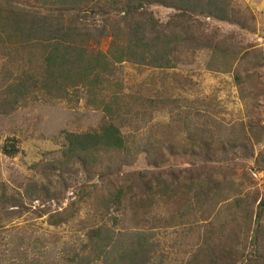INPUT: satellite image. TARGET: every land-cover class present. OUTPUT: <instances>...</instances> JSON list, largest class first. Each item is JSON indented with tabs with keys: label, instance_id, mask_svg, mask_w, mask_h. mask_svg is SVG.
Segmentation results:
<instances>
[{
	"label": "rangeland",
	"instance_id": "374dc122",
	"mask_svg": "<svg viewBox=\"0 0 264 264\" xmlns=\"http://www.w3.org/2000/svg\"><path fill=\"white\" fill-rule=\"evenodd\" d=\"M234 1L248 16L249 29L209 19L200 22L208 29L206 34L214 33L234 45L240 57L247 56L244 68L253 70L245 74L255 94L243 101L233 74L207 70L205 54L174 70L118 65L114 90L136 105L133 116L119 114L115 120L130 144L126 158L99 152L94 155L96 163L69 165L60 172L63 133L97 131L108 121L107 113L84 91L69 100L37 93L17 99L7 89L27 68L25 55L20 53L15 61L0 56V199H14L20 206H0V264H11L17 251L23 250L43 264H71L67 258L71 247L81 244L84 232L99 217L110 223V219L118 220L120 232L149 230L161 242L169 262L177 264L198 253L201 239L212 231L214 222L229 224L225 234L250 240L247 227L232 223L243 222L245 211L238 214L230 202L238 196L252 222L257 208L264 206V0ZM148 11L160 23L174 13L157 6ZM108 43L109 39L103 40L102 52ZM10 143L17 149L13 157L2 152ZM242 143L246 151L240 148ZM139 148L144 153H135ZM202 150L208 152L205 159ZM158 173H164L160 176L168 185L174 178L196 184L209 173L221 185L229 184L230 190L207 203L196 190L189 195L185 190L166 195L152 180ZM126 183H132L133 190L123 197L121 213L98 209L112 184ZM144 183L146 192L141 191ZM81 195L86 198L82 200ZM71 209L76 216L69 224H48L50 216L69 214ZM248 252L249 248L224 264H252L245 261Z\"/></svg>",
	"mask_w": 264,
	"mask_h": 264
},
{
	"label": "trees",
	"instance_id": "16d2710c",
	"mask_svg": "<svg viewBox=\"0 0 264 264\" xmlns=\"http://www.w3.org/2000/svg\"><path fill=\"white\" fill-rule=\"evenodd\" d=\"M154 6L171 9L174 13L160 23L148 11ZM204 19L250 28L248 16L234 0H0V56L15 61V57L22 53L27 64L19 74L20 78H13L8 93L16 95L17 99L37 93L47 99L69 100L73 96L77 99L78 93L84 91L96 107L107 113L108 121L97 131L80 135L63 133L60 172L69 165L84 167L88 161L96 163L94 155L99 152L118 159L120 154L125 158L130 156L128 138L115 120H119L120 115L133 116L136 105L124 100L114 90L118 65L174 70L194 56L205 54L209 56L205 57L207 70L233 74L243 101L246 102L245 96L255 94L249 87V76L245 74L253 70L252 66L249 71L244 68L248 63L247 56L240 57L241 52H237L234 45L214 33L206 34L208 29L200 22ZM106 39L109 43L102 52L100 45ZM112 115H115L114 120ZM203 143L208 147L205 140ZM240 148L246 151L247 145L242 143ZM2 152L13 157L17 149L10 143L3 146ZM135 153L144 152L139 148ZM206 157L207 150L201 155L203 159ZM154 168L158 169V166ZM163 174L158 173L152 180L166 195H179L184 190L189 195L196 190L198 197L207 203L219 197L225 189L230 190L229 184L221 185L209 173L190 185L183 184L179 178H174L168 185L160 176ZM142 179L146 181L145 175ZM112 185L100 204L98 200L97 206L99 204L98 209L103 212L114 208L116 213H121L123 197L133 190V184ZM141 187V191H147V184ZM80 197L82 200L86 198L84 195ZM230 203L238 214L245 211L243 222L232 220V223L236 227H247L250 240L236 233L225 234L229 224L214 222V225L210 224L212 231L201 239L198 253L183 264H224L243 256V250L247 248L249 252L245 261L264 264V206L257 208L252 222L249 210L238 196ZM6 205L20 207L14 199H0V206ZM69 212L55 213L49 217L48 224H69L76 216L73 209ZM104 218L91 222L93 225L84 232L81 244L77 248L71 247V254L67 257L69 263L177 264L175 260L169 262L161 242L149 230L120 232L116 229L118 220L110 219V223ZM226 246L234 249L228 251ZM11 264L43 262L30 259L23 250L17 251Z\"/></svg>",
	"mask_w": 264,
	"mask_h": 264
}]
</instances>
